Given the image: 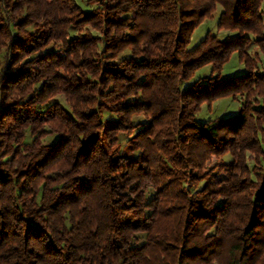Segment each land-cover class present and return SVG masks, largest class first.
Segmentation results:
<instances>
[{"label":"trees","instance_id":"obj_1","mask_svg":"<svg viewBox=\"0 0 264 264\" xmlns=\"http://www.w3.org/2000/svg\"><path fill=\"white\" fill-rule=\"evenodd\" d=\"M89 1L0 0V264H264V0Z\"/></svg>","mask_w":264,"mask_h":264},{"label":"rangeland","instance_id":"obj_2","mask_svg":"<svg viewBox=\"0 0 264 264\" xmlns=\"http://www.w3.org/2000/svg\"><path fill=\"white\" fill-rule=\"evenodd\" d=\"M76 1L85 10H91L95 7V5L93 3H90L89 0H76ZM222 11H223L222 7L218 6V10L215 13L214 18L205 20L202 23V25L195 31L194 41H193L194 44L199 43L201 40H203L207 32L212 33L213 35L217 36L218 38L222 40L223 39L225 40L226 38L234 37L237 35L236 31L218 28V21H219V17ZM76 35H77L76 31L72 30L71 36L74 37ZM51 48H54V46L52 45L50 49ZM260 51L261 50L255 45H252L249 48V53H251L252 55H254L255 52L260 53ZM258 67H259V71H264V55H261V62ZM245 72H246V69L244 65L240 63L238 61L237 56L234 55L231 61L227 65H225L223 69V77H232L235 75L243 74ZM204 75L205 76L211 75V66H206L200 69L196 73V77L193 81L199 79V77L202 78ZM57 100L61 104H63L65 107H67V105L65 104V99L62 96L58 97ZM241 100H242L241 98H238L237 100H234L232 98H223V99L214 101L210 105H208L207 103H204L201 106L200 111L197 113L196 120L198 123L203 124V123L209 122L216 118H230L239 111ZM258 101L260 103L258 107L264 106V97L258 98ZM135 120L144 121L142 116L135 117ZM45 141L48 144L54 143L56 141V137L50 136ZM263 150H264V146H263ZM254 152L255 151L253 150V151H247L245 153L247 164L251 168L254 167L256 163L255 160H256L257 154ZM232 160L233 158L229 154L225 156H221V157L213 156L211 160L206 163L205 169L203 170V172L207 174L212 173L213 176H215V179L219 181L223 179L228 173V171L225 169L219 170L218 168L219 165L222 162L230 163ZM195 173H198V172H195ZM204 183H205L204 180H200L199 184L193 188L194 190L193 193L194 194L199 193L203 189ZM149 194L151 195L152 191ZM142 242H144V240H142Z\"/></svg>","mask_w":264,"mask_h":264}]
</instances>
